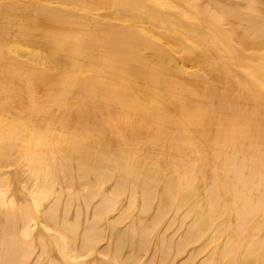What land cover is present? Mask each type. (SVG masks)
<instances>
[{
    "label": "bare ground",
    "instance_id": "bare-ground-1",
    "mask_svg": "<svg viewBox=\"0 0 264 264\" xmlns=\"http://www.w3.org/2000/svg\"><path fill=\"white\" fill-rule=\"evenodd\" d=\"M244 1L242 6L236 0H0V88L6 91L0 97L6 93L9 94H6L7 98L14 97L15 102H9L14 104L10 105L14 111L20 109L21 105L15 106V103H20L22 92L30 97V101L36 100L35 105L30 101L26 104H29V110L43 113L39 125L53 120L55 109L60 112L53 121L59 123L57 128L52 127L55 131L40 130L35 129L39 127L37 122L34 126L29 123L33 111L27 113L28 109L21 106L25 114L22 113L20 120L27 123L23 126L18 124L15 130L5 132L4 137L2 135L0 140L4 151L13 150L14 153L18 149L16 146L30 148L28 152L35 148L34 152L38 151L39 156L44 149L54 148V153H60L64 160L62 167L67 166L71 170L70 159L75 154V158H79L76 163V171L81 172L79 177L87 179L93 174L98 181L92 183L97 188L95 195L102 194L103 182L111 179L113 183L116 178L115 189L126 190L127 187L131 191H127L131 205L135 206L141 198L142 213H148L155 205L153 225L161 227L162 221L167 219L161 236L164 238L161 239L162 245L160 243L164 253L172 247L165 233L171 230L174 226L172 220L178 216L184 226L183 221H189L183 238L177 244L178 253L210 235V245L213 243L211 246L214 247L212 253L216 254L220 264H264V63H255L254 72L246 74L244 71L248 66L243 71L237 70V67H243L241 60L236 58L239 53L245 58L250 48L255 50L253 43L245 42L246 38H258L256 44L264 43V3ZM236 35L247 43L242 51L229 44L230 40L237 39ZM22 108L18 113L23 112ZM9 118L11 123L12 118ZM49 126L50 123L46 128ZM16 152L10 158L17 156L15 154L19 157L21 153ZM6 155L9 154L3 156ZM47 159L38 161V171L45 169L46 178L51 175L50 164L55 161L52 159L50 163ZM11 163L9 168L18 165ZM8 178L6 173H0V182ZM130 182L132 184L128 188ZM44 185L48 187V184L42 187ZM30 186L24 191L11 192L10 196L0 188V212L4 209L2 215L5 216V223L0 227V264H43L41 261L49 258L46 257L49 255L46 246L52 241L48 239L59 248L64 264H107L100 256L108 251L109 240L101 250L93 243L99 238L90 241L86 235L90 234L95 223L92 219H107L102 212L108 215L115 198L105 193L94 209L92 225L86 219L82 235L87 240L83 239L80 245L85 252L91 251L93 258L81 261L75 246L69 245V233L65 235L66 231L59 228L55 233L49 232L52 225H47L46 220H58L53 209L59 208V204L52 203L46 210L35 197L36 190H30ZM79 186L87 185L81 183ZM57 194H54L55 198L61 196ZM31 197H34V208L26 206L24 209V206L17 209L24 202L28 204L26 201ZM87 198L82 196V200ZM132 211L135 210L132 208ZM79 216H75L77 224ZM140 217L143 215L137 217L143 221ZM144 218L143 222H146ZM125 221L122 220V224ZM133 221V229L137 232L141 227L138 223H141ZM67 222L61 226L69 232L73 229L69 226L75 227L76 224ZM69 223L71 225L68 226ZM118 224L124 227L120 222ZM147 225L150 224L147 222L142 226ZM37 230L38 238L44 236L48 239L42 246V254L31 261L34 250L37 251L31 241ZM122 230L124 232V228ZM147 230L151 231L150 228ZM176 234H171V239ZM139 237H142L140 233ZM151 237H147L148 240ZM222 237L223 241L220 240ZM123 238L126 239V234ZM130 242L136 243L134 240ZM206 242H201L198 248H207L209 244ZM124 243L126 241L121 245L125 246ZM154 249L152 255H155ZM44 252L47 255H43ZM132 253L127 255L131 256L129 260L124 259L127 261L125 264L140 262L141 259L133 261ZM192 256L187 258L192 259ZM165 259H161L163 262L159 260L161 264ZM49 261L56 264L54 259ZM188 261L194 264L193 259ZM209 262L212 263V259Z\"/></svg>",
    "mask_w": 264,
    "mask_h": 264
},
{
    "label": "rangeland",
    "instance_id": "rangeland-1",
    "mask_svg": "<svg viewBox=\"0 0 264 264\" xmlns=\"http://www.w3.org/2000/svg\"><path fill=\"white\" fill-rule=\"evenodd\" d=\"M236 1H238L239 2V4L241 5L242 4V6L245 4V1L244 0H236ZM260 2H262V3H264V0H259ZM233 38H235V36L233 37ZM236 40L235 39H232V40H230L231 41V43H230V41H229V44H232L233 45V47L232 48H237V51H242L243 49H244V46L247 44V43H253L254 44V48L253 49H255V50H252L251 48H250V50L249 51H246L247 52V55L245 56V58L244 57H242V55H241V53H239V55H237V59L238 60H241V62H242V66L241 67H243L242 69L239 67H237V70H244V68L246 69V66H248V68L246 69V71H244L246 74H247V72H249V73H252V72H254V69H253V67H254V64L255 63H258V62H262V63H264V43L263 44H256V42L258 41L257 39L258 38H246L245 40V42H247V43H245L243 40H241L242 39V37H238L237 35H236ZM241 38V39H240ZM255 39V41H253ZM234 40H235V43H234ZM237 42V43H236ZM234 43V44H233ZM239 43V44H238ZM258 43V42H257ZM244 44V45H243ZM232 45H230L229 47L231 48V46ZM241 46H243V47H241ZM243 48V49H242ZM236 50V49H235ZM249 54H251L252 56V58L251 57H249ZM241 56V57H240ZM244 56V55H243ZM239 57H240V59H239ZM256 57H258V58H256ZM244 58V59H243ZM254 58V59H253ZM253 59V60H252ZM246 60V61H245ZM252 61H255V62H252ZM245 62L247 63V62H249V63H247V64H245ZM240 63V62H239ZM256 65V64H255ZM1 84V83H0ZM1 87V86H0ZM2 88H0V94L3 92H6L5 90H1ZM39 91V90H38ZM6 94H8V93H6ZM6 94H3V95H5V96H3V95H1V97H0V104H1V116H0V120H2V121H0V126H1V129H0V138H2L3 139V137H4V133L5 132H7V131H12V129H16L17 128V125L18 124H20V125H25L24 123L26 122V121H24V120H20V118H21V116H22V113L23 114H25V110L26 109H28V110H26V111H28L27 113H30V111H33L32 113H30V124L32 125V126H34V124H36V122H37V124L36 125H39V123H38V121L40 120V118L42 119V115H43V113L42 114H39V113H37L36 112V110L34 111V110H29V107H27V106H29V104H26V103H28L29 101H30V97L28 98L27 97V95L25 94V93H23L22 92V94L23 95H21V96H19L20 97V99H19V101H20V103H15V104H17V105H15V106H22L23 108H25V110H23V108L20 106V109H19V111H21V108H22V110H23V112H20V113H18L19 111H17L18 109H17V107L16 108H14V109H17V110H13L12 109V107L10 106V105H14V104H11V103H9V102H12V100L14 101V99H12V98H14V97H11V96H9L10 98H7L8 97V95H6ZM22 97H26V99H22ZM9 99V100H8ZM24 101H22V100ZM16 100V99H15ZM18 100V99H17ZM17 100H16V102H17ZM38 100V102L40 101L41 103H43L44 102V100L43 99H37ZM23 103H22V102ZM28 101V102H27ZM15 102V101H14ZM30 102H32V104L33 105H35L36 104V100H34V101H30ZM37 102V103H38ZM13 103V102H12ZM41 103H39V105L41 104ZM25 106H24V105ZM15 106H13V107H15ZM55 113L52 115V118H53V120H51L49 123H50V126H49V128L47 129L46 128V126H48V122H46V124H44V125H39V127L38 126H36L35 127V129L36 128H39L40 130H44V129H46V130H48V131H55L54 129H52V127H56L59 123H55V122H53V121H55V118L56 117H59L60 115H58L60 112L58 111L57 112V110L55 109ZM5 113V114H4ZM9 114V115H8ZM20 116H19V115ZM4 115H6V116H4ZM8 116V117H7ZM3 117V119H1ZM9 117H11L12 118V122L10 123V120H8V119H10ZM5 120V121H4ZM42 120H40L39 122H41ZM16 122V123H15ZM2 123V124H1ZM27 123V122H26ZM53 123L55 124V125H53ZM29 124V125H30ZM3 126H5V127H3ZM11 126H13L12 128H9V127H11ZM22 126H20V127H22ZM41 126V127H40ZM31 127V126H30ZM44 127V128H43ZM32 128V127H31ZM34 128V127H33ZM42 128V129H41ZM57 128V127H56ZM3 129H7V130H3ZM57 130V129H56ZM8 133V132H7ZM6 133V134H7ZM2 135H3V137H2ZM1 139V140H2ZM1 140H0V145L1 144H3L2 142H1ZM31 146H33V143L31 144ZM30 146V147H31ZM4 146L3 145H1V148H0V154L1 153H3V152H5V154H9V155H6L5 157L3 156V155H5L4 153L3 154H1V156H0V162H5V160L7 159V161L5 162V164L8 162L9 164H7V165H5L4 163V166H7V168L6 167H4V166H1L2 165V163H0V173L1 174H4V173H6L7 175H8V177L10 178V180H9V178L8 179H6V181L5 182H0V188L2 187V189H4V190H6L7 191V193H8V195L7 196H10L9 194L11 193V192H14V191H24L25 190V188H26V190L28 189V186H30L29 187V189L30 190H32V188H34L33 190H36V195H35V197L36 198H38L39 200H40V202H41V205H42V207L44 208L45 207V209L47 210V207L48 206H50V205H52V203H55L54 205H57V204H59V208H57V207H55V208H57V209H53V212H55V215H56V217H55V219H58V220H54V221H51L50 219L49 220H46V223H47V225L49 224V225H52L51 227H49V229H50V233H55V230H56V228L58 229H62V231H66L65 232V235L67 234V233H69V234H67V236H69V237H67V239H68V242H69V245L70 246H72V248H74V246H75V251L80 255L79 256V258H78V260H81V261H85V259H86V261H90L92 258H93V256L90 254V252L89 251H87V252H85V250H84V248L82 247V245H80V244H82L83 242H81V241H84V240H87L86 238L88 237V240H92L93 238H99V240H97L96 242H93L94 244L96 243H98L97 245L95 244V246L96 247H100V249L102 250V247L104 248V246H106V240H109V248L107 249L108 251H106V254H104V256L103 255H101L100 256V258L101 259H104L106 262H107V264H112V263H115V264H120L119 262H121V264H125V262H127L126 260H124V259H130V257L131 256H128L127 257V255H131V253H132V256H134L133 257V261L135 262L137 259H141L140 260V262H138L137 261V263L136 264H147V260H148V263L149 264H159V262L161 261V262H163L161 259H165L164 260V263L163 264H175V263H179V264H185V262H186V264H192L193 263V261H188V260H194V264H210L211 262H209L210 261V259H212V263L211 264H218L219 263V259L216 257V254H214L213 255V253H212V248H214L213 246H211L210 245V242H212V239H211V237H210V235H206L205 237H203V239H202V241H199V242H197V243H195V245L193 244V243H191V244H189L190 246H187V248H185L186 250L184 251V252H182V253H178L177 251H176V249L178 248V245L177 244H179L180 243V241H181V239L183 238V235H184V229H185V226H187L188 225V220H182L183 222H185V226L184 225H182V224H180V217H178V216H176L173 220H172V225H174L172 228H171V230L169 231V230H167L166 231V233H165V237H166V239L168 240H170L171 242H172V247H169V249L170 248H172V249H168V253H164L163 252V250H162V246H160V243H161V239H164L163 237H161V236H163V232H164V229H166L165 227H164V225H166V223H167V219L166 220H164V221H162V223H163V225H161V227H159V226H156V225H153V223L154 222H152V217H153V215L155 214V205L154 206H152V209L150 210L151 211V213H142V211H141V208H142V206H141V198H139V200H137L138 201V203L136 202L135 203V206H134V204L133 205H131L128 201H129V199H130V194L129 193H131V191H129V189H127V187H125V189L126 190H124V189H120V190H117V189H115V186H114V184H115V180H116V178H115V180L113 179V183H112V180L110 181V180H107V181H105V182H103L104 183V187H103V192H102V194H97V195H99V197L97 198V195H95L97 192H96V190H97V188H96V186L94 187L93 186V184L92 183H95V181H97V179L94 177L95 175H93V174H90V175H88V177H87V179L86 178H84V177H79V176H81L80 174H81V172H79V171H76V170H78L77 168H76V166H77V160L79 159V158H75V157H77V155L75 156V154L74 155H72L71 156V159H70V166H72L71 168H72V170L69 168V167H67V166H63L62 167V165H65L64 164V160L62 159V157H60V153H54V151L56 152V150H52V149H54V148H49L48 150L47 149H44L43 151H41L40 152V154H39V156H37V154H38V151H37V153H35L34 152V149L32 148L31 150L32 151H29L28 152V150L30 149V148H28L27 149V147L24 149L22 146V148H20V146L19 147H17L16 146V148H18V149H22V150H24V151H19L18 149H16L15 147H13V149H16L15 151H14V153H17L16 151H18V152H20L21 154L19 155V157H17L18 156V154H15V155H17V156H14L13 158H10L11 157V155L12 154H14L13 153V150H9L8 152L7 151H4V148H3ZM34 147V146H33ZM7 150V149H6ZM10 151H12L11 153H10ZM31 152H32V154H31ZM57 152H58V150H57ZM45 153V154H44ZM27 155V156H26ZM51 155H53V157H51ZM7 156L9 157V158H7ZM23 156V157H22ZM28 157H29V159H28ZM48 158L47 160L48 161H50V163L52 162V159H54L55 161H53V163L52 164H50V169L49 170H51L50 172V176L48 177V178H46L47 176H45V169H42V170H39L40 171V173H39V171H38V167H39V164H38V161L39 160H41V161H43L45 158ZM4 158H5V160H4ZM16 158V159H15ZM24 158V159H23ZM10 159V160H9ZM18 159V160H17ZM21 161H20V160ZM31 159V160H30ZM13 160H15V161H13ZM23 160H24V162H23ZM59 160V161H58ZM62 160V161H61ZM20 161V162H19ZM11 162H13V164L14 165H17L16 163H18V165L15 167H11V168H9V165L10 164H12ZM72 162V163H71ZM55 163V164H54ZM23 164V165H22ZM36 164V165H35ZM26 165H28V166H26ZM11 166H13V165H11ZM35 166H37V167H35ZM58 166V167H57ZM60 166V167H59ZM69 166V165H68ZM31 167V168H30ZM62 167V168H61ZM66 167V168H65ZM6 168V169H5ZM23 168V169H22ZM21 169H22V171H24V170H28V172L26 171V172H23L25 175H28V177L26 176L25 177V175L24 174H22L21 172ZM29 169H32L33 170V172L31 171V170H29ZM66 169V170H65ZM35 170V171H34ZM37 170V171H36ZM62 170V171H61ZM69 170H70V172H69ZM21 171V172H20ZM29 171L31 172V174H27V173H29ZM61 171V172H60ZM66 171V172H65ZM73 171V172H72ZM35 172H38V173H35ZM67 172H69V173H67ZM71 172H72V174H71ZM36 175H35V174ZM67 173V174H66ZM43 174V175H42ZM68 174H70L69 175V177H71V179L68 177ZM29 175H31V176H29ZM33 175H35V177H32ZM72 175V176H71ZM23 176H24V178H23ZM77 176H78V178H77ZM65 177H66V179H65ZM25 178H26V180H25ZM43 178H44V180H43ZM55 178H56V180H55ZM72 178H73V181H71L72 180ZM84 178V179H83ZM23 179V182H25V183H23V182H21L20 180H22ZM65 179V180H64ZM69 179V180H68ZM79 181H78V180ZM28 180H30V182L28 181ZM33 180H36L35 182H33L34 184L32 185V181ZM38 180V181H37ZM51 180V181H50ZM55 180V181H54ZM82 180H84V181H82ZM86 180V181H85ZM131 180V179H130ZM7 181H9V183L7 182ZM28 181V182H27ZM43 181V182H42ZM65 181H67L66 183H67V185L64 183ZM71 182V183H69V182ZM108 181H110V182H108ZM22 184H21V183ZM37 182V183H36ZM78 182H80V184L82 183V185L84 186L85 184L87 185L86 187L84 186V187H82V186H79L80 184L78 183ZM89 182V183H88ZM98 182V181H97ZM131 182L133 183V181L131 180ZM128 183V185H129V187L128 188H130V185L132 184V183ZM8 183V184H7ZM50 183H52V185H50ZM74 183V184H73ZM83 183H85V184H83ZM107 183H109V184H107ZM43 184H48V187H46V185H44V187H42V185ZM53 184H55V185H53ZM71 184H72V186H71ZM92 184V185H91ZM105 184H107V186L105 185ZM7 185H11V186H7ZM24 187H23V186ZM38 186V187H36V186ZM40 185V186H39ZM52 186V188H54V190L56 191V192H59V194H57V193H55L52 189H51V187L50 186ZM59 185V186H58ZM70 185V187H68ZM91 185V188H90V190H89V188H88V186H90ZM95 185V184H94ZM66 186V187H65ZM114 186V187H113ZM6 187H8V188H6ZM21 187H23V188H21ZM50 187V188H49ZM69 189H68V188ZM49 188V191H47V189ZM67 188V189H66ZM86 188V190L84 191V189ZM92 188H95L94 190L92 189ZM2 189H0V190H2ZM39 191H38V190ZM43 189V190H42ZM82 189V190H81ZM3 190V191H4ZM53 192H52V191ZM69 191L70 190V192H67V191ZM71 190H72V192H71ZM77 190V192H75ZM93 190V191H92ZM112 190V191H111ZM80 191H81V193L82 194H80ZM89 191H91L92 193H90ZM107 191H109V192H107ZM119 191V192H118ZM127 191H129V193H127ZM46 192H49V193H46ZM50 192H52L51 193V195H49L50 194ZM87 192H89V193H87ZM93 192H95V193H93ZM124 192H126V193H124ZM38 193V194H37ZM44 193V194H43ZM62 193V194H61ZM69 193H70V197H69ZM72 193V194H71ZM85 193V194H84ZM105 193H107V194H109L111 197L110 198H115V199H112V200H114V203L112 204L114 207H111L110 209H108V215H106V212H102V213H105V217L107 216V219H109V221L110 220H114V221H112V222H115V223H112V222H110V223H112V225L110 224V223H107L106 222V218H104L103 217V219H101L100 221H95V220H97V219H95V220H93L92 219V216L94 217V215H93V213H94V209L97 207V205L99 204V202L101 201V199H102V197H103V195L105 194ZM124 193V194H123ZM136 193H138V191L136 190ZM46 194H48V195H46ZM54 194H57V195H61L62 196V198L60 199L59 197H61V196H58V197H56L55 198V195ZM86 194H88L87 196H86ZM92 194V195H91ZM126 194H128V198H126L127 197V195ZM56 195V196H57ZM83 196V198H87V199H83L82 200V196ZM119 195V196H118ZM19 196V195H18ZM39 196H41V197H39ZM45 196V197H44ZM48 196H50V197H48ZM92 196H94V198L95 199H93V197ZM75 197H77L78 199H77V201H76V198ZM120 197H121V199H120ZM44 198H46V199H44ZM48 198H50L49 199V201L47 200ZM60 200V201H58V199ZM67 198V199H66ZM91 198V199H90ZM126 198V199H125ZM54 199V200H53ZM90 199V200H89ZM32 200H33V203H32ZM55 200H57L56 202H53V201H55ZM70 200H71V202H70ZM87 200V201H86ZM89 200V201H88ZM118 200V202H116ZM127 200V201H126ZM44 201V202H43ZM48 201V203L49 204H47L46 202ZM84 201H86V203L84 202ZM28 204H26L25 202L20 206V207H18L17 209H23L22 207H24V209L26 208L27 209V207L28 208H34L35 207V202H34V197H31V198H28L27 199V201H26ZM73 202V203H72ZM77 202V203H76ZM87 204L86 206H89V209L85 206V204ZM124 202V203H123ZM117 203H118V205H117ZM34 204V205H33ZM89 204H91V205H89ZM129 204V205H128ZM73 205V206H72ZM122 205V206H121ZM127 205H128V207H127ZM27 206V207H26ZM30 206V207H29ZM64 206L66 207L65 209H64ZM70 206H72V207H70ZM52 207V206H51ZM87 208V210H86V208ZM120 207H121V209H120ZM126 207V208H125ZM131 207V208H130ZM134 207H135V209H134ZM1 208V207H0ZM54 208V207H53ZM77 208V209H76ZM81 208V209H80ZM132 208H133V210H135V211H132ZM3 209V208H2ZM69 209H71L70 211H69ZM128 209V210H127ZM140 209V210H139ZM56 210H57V212H56ZM80 210H81V213H79L80 212ZM114 210V211H113ZM118 210H121V212L120 211H118ZM63 211H65L64 213H65V216H64V213H63ZM88 211V212H87ZM116 211V212H115ZM118 211V212H117ZM122 211H124V212H128L129 211V213H132V215L131 214H129V213H123ZM139 213H138V212ZM86 212H87V216H86ZM112 212V213H111ZM68 213H70V214H68ZM101 213V216L102 215H104V214H102ZM110 213V214H109ZM123 213V214H122ZM154 213V214H153ZM2 214H4V209L3 210H1V212H0V227H2V225L5 223V216L4 215H2ZM57 214H58V216H57ZM125 214V215H124ZM143 215V217H140V218H142V220L143 221H145V218L144 217H146V222H143V221H140L139 220V218H137L138 216H140V215ZM150 214V215H149ZM68 215H69V217H68ZM78 215H81V216H79V218H78V221H79V219H80V221H79V228H77V226H78V224L77 223H75L74 221H77L76 220V218H75V216L76 217H78ZM119 215V216H118ZM124 215V216H123ZM131 215V216H130ZM138 215V216H137ZM121 216H123L124 218H122ZM59 217V218H58ZM117 217H119V218H117ZM148 217V218H147ZM64 218V221H62V219ZM74 218H75V220H74ZM115 218H117V219H120V218H122L121 219V221L123 220V221H125L126 219H128L127 221H125V222H123V224H122V222L120 221V220H115ZM86 219H87V221H86ZM91 219H92V223H94L93 224V226L95 225L96 227H94V228H96L95 230H94V228H93V226H92V231L90 232V234H87L86 235V238L85 237H83V236H85V235H82V234H84V232H83V230H84V225H87V223L86 222H90L91 221ZM102 220H103V222H102ZM134 220V221H133ZM139 220V221H138ZM40 221V220H39ZM51 221V222H50ZM61 221H62V223L63 222H65V223H68L67 221H69V222H71V224H76V226L74 227V225H71L70 223L68 224V226L69 225H71V226H73V227H71V226H69L70 228H73L72 230L70 229V231L69 232H67L68 230H64V228H62V223H61ZM86 221V222H85ZM108 221V222H109ZM117 221H119L120 222V224H122V226H124V227H121L118 223L119 222H117ZM132 221L133 222H135V223H138V222H140L141 224H139L138 223V225H141V227H142V231H141V227L139 226L138 227V231L136 232L134 229H135V227H134V223H132ZM150 221V222H149ZM175 221H176V223H175ZM53 222V223H52ZM97 222H101L100 223V225H99V223H97ZM147 222H148V224H150V225H147V227H144L143 228V226L142 225H144V224H147ZM54 223H56V225L54 224ZM91 223V222H90ZM92 223H91V225H92ZM130 223V224H129ZM144 223V224H143ZM161 223V224H162ZM175 223V224H174ZM97 224L99 225V226H97ZM108 224H110V225H108ZM132 224V225H131ZM180 224V225H179ZM106 225V226H105ZM118 225V226H117ZM126 225H128L127 226V229H126ZM131 225V226H130ZM153 225V226H152ZM182 225V226H181ZM101 227H102V229H101ZM104 227V228H103ZM111 227H113V229L111 228ZM115 227V228H114ZM130 227H131V231H130ZM133 227H134V229H133ZM183 227V228H182ZM55 228V229H54ZM109 228V229H108ZM113 230H111V229ZM124 228V232H123V229ZM145 228H147V229H149L150 228V230L151 231H149V230H147V229H145ZM157 228H158V231H157ZM178 228V229H177ZM180 228L182 229V230H180ZM76 229H78L79 231H77ZM101 231H100V230ZM109 231H108V230ZM126 229V230H125ZM137 229V228H136ZM145 229V233L143 232V230ZM75 230V232H73ZM107 230V232H105ZM116 230H120L121 232H119L118 231V233H122V234H120V235H118V233H117V231ZM179 231V232H177V231ZM51 231H53V232H51ZM103 231V232H102ZM127 231V233H125ZM142 233H141V232ZM155 231V232H154ZM177 232V234H176V232ZM71 232V233H70ZM83 232V233H82ZM93 232H95L94 234H93ZM98 232V233H97ZM101 232L102 233H104V235L103 234H101ZM112 232V234H110ZM135 234H134V233ZM37 233H38V230L36 231V236H33V240H31V238H29V240H31L32 241V243H33V249H35L36 248V250L37 251H35L34 250V255L32 256V258H31V261H32V259L35 257V256H37L39 253L40 254H42L41 252H42V246H43V244L45 245L46 243H47V239L48 238H46V237H42L43 238V240H41L42 238H38V236H37ZM100 233V234H99ZM139 233H140V236H142V237H139ZM144 233V234H143ZM148 233V234H147ZM154 233V234H153ZM161 233H162V235H161ZM173 233L174 234H176L175 236H172L173 237V239H171V234L173 235ZM92 234V236H89V235H91ZM108 234V235H107ZM114 234H116L117 235V238H119V236H120V239H117L116 238V235H114ZM124 234H126V239L125 238H123V235ZM130 234V235H129ZM132 234V235H131ZM142 234V235H141ZM152 234H153V236L154 237H151L152 236ZM76 236V237H73V236ZM82 235V236H81ZM103 235V238L101 237ZM128 235V236H127ZM136 235V236H135ZM160 235V236H159ZM99 236V237H98ZM130 236H134V237H132V239H131V237ZM180 236V237H179ZM71 237V238H70ZM108 238V239H105V238ZM125 237V236H124ZM144 237L145 238H147V237H151V238H149L150 240H148V238L147 239H144ZM175 237V238H174ZM73 238V239H72ZM74 238H76V240L74 239ZM116 238V239H115ZM122 238V239H121ZM136 240H135V239ZM139 238H141V239H139ZM154 238V239H153ZM179 238V239H178ZM181 238V239H180ZM41 240V241H39V240ZM84 239V240H83ZM103 239V240H102ZM111 239V240H110ZM153 239V240H152ZM48 240H50V241H52V242H54L53 240H51V239H48ZM102 240V241H101ZM112 240H114V241H112ZM130 240L131 241H133L134 240V243L135 244H133V242H130ZM138 240H139V242H140V245L141 246H143V247H141L139 244H137V243H139L138 242ZM146 240H148V241H146ZM153 242H152V241ZM220 240H222L223 241V237L220 239ZM219 240V241H220ZM71 241H72V243H76L75 245L74 244H72L71 243ZM74 241H76V242H74ZM117 241V242H116ZM126 241V243H124V245L125 246H122L121 245V243H123V242H125ZM204 241H208V242H206L207 244H209V245H207V248H203L204 250H202V248H198L199 247V244L201 243V242H204ZM218 241V242H219ZM221 241V242H222ZM45 242V243H44ZM52 242H50V244L52 243ZM105 242V243H104ZM144 243V244H142V243ZM148 242H150V243H148ZM155 242V243H154ZM221 242H219V243H221ZM40 243V244H39ZM55 243V242H54ZM54 243H52V246L50 247V244H47V246H46V248H47V250H49L48 251V254L49 255H47V253L45 254V252L43 253V255H47L46 257H49L48 259H46V258H44V256L42 257V258H44V260L45 261H41V263H43V264H48L49 262H50V264L52 263V261H49V260H53L54 259V261L56 260V262H53V263H56V264H58V262L60 263V264H64V262H63V260H62V253L59 251V248L57 247V245L55 244L54 245ZM113 243H115V245H116V247H115V245L113 244ZM145 243H147V244H145ZM152 243V244H151ZM62 244H64V243H62ZM100 244V245H99ZM129 244H130V246H129ZM132 244V245H131ZM111 245V246H110ZM134 245V246H133ZM151 245V246H150ZM155 245V246H154ZM157 245V246H156ZM161 245H162V243H161ZM81 246V247H80ZM132 246V247H131ZM138 246H140V248H141V250H140V248H139V250H138ZM150 246V247H149ZM57 248V251H56V248ZM115 247V248H114ZM123 247H125L124 249H122ZM130 247V251H131V253H130V251L129 252H127L128 251V248ZM148 247V248H147ZM154 247H155V249H154ZM160 247V248H159ZM80 248H82V250L80 249ZM159 248V249H158ZM197 248V249H196ZM115 249V250H114ZM118 249V250H117ZM133 249H134V251H133ZM144 249V250H143ZM153 249L155 250L154 252V254L155 255H152V253H153ZM207 249V250H206ZM212 249V250H211ZM112 250V251H111ZM123 250V251H122ZM138 250V251H137ZM160 250H162V251H160ZM117 251H119V252H121L122 251V253H119V252H117ZM140 251H143V252H140ZM150 251H152V252H150ZM172 251V252H171ZM197 251H199V252H197ZM202 251H207V252H202ZM211 251V252H210ZM83 252H85V253H83ZM114 252V253H113ZM116 252V253H115ZM147 252V253H146ZM150 252V253H149ZM162 252L164 253L163 254V256L161 255L162 254ZM192 252V253H191ZM87 253V254H86ZM112 253H113V255H115L114 257H112L113 255H112ZM137 253H140L139 255H137ZM171 253V254H170ZM177 253V254H176ZM119 254V255H118ZM136 254V255H135ZM179 254H182V255H179ZM192 254H193V256H192ZM202 254V255H201ZM61 255V256H60ZM84 255V256H83ZM89 255H90V258H88L89 257ZM169 255V256H168ZM176 255H178V256H176ZM199 255V257L196 259V257ZM208 255V256H207ZM107 256V257H106ZM136 256H138V258L136 257ZM142 256V257H141ZM153 256H154V258H153ZM161 256V257H160ZM164 256H168V257H165V258H163ZM176 256V257H175ZM190 257V256H192V259H189V258H187V257ZM212 256H214V257H212ZM51 257H53V259L51 258ZM120 258V259H118V258ZM149 257H150V259H149ZM186 257V258H185ZM205 257V259H203ZM207 257H210V258H208V260H207ZM212 257V258H211ZM216 257V258H215ZM88 258V259H87ZM109 258H111V259H109ZM115 258H116V260H115ZM148 258V259H147ZM153 259V261H152V259ZM172 258H174V259H172ZM183 259H185V260H183ZM187 259V260H186ZM59 260V261H58ZM107 260H109V262L107 261ZM115 262H114V261ZM124 260V261H123ZM132 260V259H131ZM160 260V261H159ZM171 260H172V262H171ZM181 260H183L184 261V263L181 261ZM196 260V261H195ZM202 260V261H201ZM146 263H145V262ZM159 261V262H158ZM206 261V262H205ZM112 262V263H111ZM152 262V263H151ZM161 262H160V264H161ZM166 262V263H165ZM175 262V263H174ZM181 262V263H180ZM200 262V263H199ZM203 262H205V263H203ZM177 263V264H178ZM28 264H30V263H28ZM32 264V263H31ZM220 264V263H219Z\"/></svg>",
    "mask_w": 264,
    "mask_h": 264
}]
</instances>
